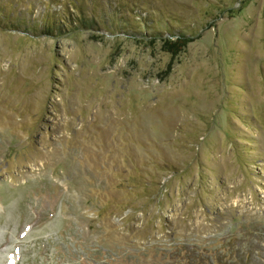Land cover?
Masks as SVG:
<instances>
[{
  "label": "rangeland",
  "instance_id": "374dc122",
  "mask_svg": "<svg viewBox=\"0 0 264 264\" xmlns=\"http://www.w3.org/2000/svg\"><path fill=\"white\" fill-rule=\"evenodd\" d=\"M233 241L264 259V0H0V264Z\"/></svg>",
  "mask_w": 264,
  "mask_h": 264
},
{
  "label": "trees",
  "instance_id": "16d2710c",
  "mask_svg": "<svg viewBox=\"0 0 264 264\" xmlns=\"http://www.w3.org/2000/svg\"><path fill=\"white\" fill-rule=\"evenodd\" d=\"M177 42L185 45V41L181 38H178ZM233 237L231 235L224 238L223 242L230 243ZM234 241L232 245L227 244L220 249L204 248L196 245L187 246L186 244L177 243V253L175 251L176 254L173 257L170 256L172 263L168 262L167 264H258L261 259L264 262L257 249L242 248L236 245Z\"/></svg>",
  "mask_w": 264,
  "mask_h": 264
}]
</instances>
